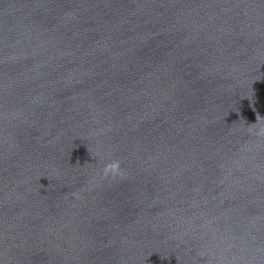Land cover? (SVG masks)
<instances>
[{
	"label": "water",
	"instance_id": "1",
	"mask_svg": "<svg viewBox=\"0 0 264 264\" xmlns=\"http://www.w3.org/2000/svg\"><path fill=\"white\" fill-rule=\"evenodd\" d=\"M257 114L264 0H0V264H264Z\"/></svg>",
	"mask_w": 264,
	"mask_h": 264
},
{
	"label": "clouds",
	"instance_id": "2",
	"mask_svg": "<svg viewBox=\"0 0 264 264\" xmlns=\"http://www.w3.org/2000/svg\"><path fill=\"white\" fill-rule=\"evenodd\" d=\"M261 119H264V117H261L259 114H257V123L249 125V128H254V133L258 137L264 138V126L255 127L256 125H259ZM98 174L105 179L122 178L125 175L124 170L121 166V162L118 159H112L109 162L105 163ZM73 195L79 197V194L77 193H73Z\"/></svg>",
	"mask_w": 264,
	"mask_h": 264
}]
</instances>
